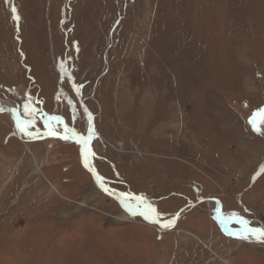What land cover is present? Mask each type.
Returning a JSON list of instances; mask_svg holds the SVG:
<instances>
[{"label": "rangeland", "instance_id": "obj_1", "mask_svg": "<svg viewBox=\"0 0 264 264\" xmlns=\"http://www.w3.org/2000/svg\"><path fill=\"white\" fill-rule=\"evenodd\" d=\"M0 101V264H264V0H0Z\"/></svg>", "mask_w": 264, "mask_h": 264}, {"label": "snow or ice", "instance_id": "obj_2", "mask_svg": "<svg viewBox=\"0 0 264 264\" xmlns=\"http://www.w3.org/2000/svg\"><path fill=\"white\" fill-rule=\"evenodd\" d=\"M13 12H15V9H13ZM16 19L18 20L19 17L17 16ZM3 111L11 112L12 115L14 116V118H15L16 127L21 132H23L24 134L28 135L29 137H32V135H33L32 132L28 131V125L30 123H32L31 120H28V121L22 120L15 108L6 109L4 107H0V112H3ZM24 112L28 113L29 115H32V112L30 111V105L27 104V103L24 105ZM258 117L260 118L259 122L260 123H264V108H261L256 113H254L253 116L249 120V123L252 125L253 130L257 131V132L260 131V129L257 127V124H258L257 118ZM55 119L58 120L59 118L57 117ZM50 134H54V133H52L50 131ZM93 134H94L93 130L90 128L89 129V136L87 137V139H83V144L85 146L88 145V142L91 140ZM61 138H66V137H61ZM261 171H264V168H262ZM128 210L132 211V207L128 206ZM133 214H135V212H133ZM141 214H143V213H141ZM170 223L171 222H169V224ZM244 223L247 224L246 221ZM169 224H165L164 227H168ZM245 232H246V235L243 238H245V239L252 238V239H256L258 242H264V228H261V227H246Z\"/></svg>", "mask_w": 264, "mask_h": 264}, {"label": "crops", "instance_id": "obj_3", "mask_svg": "<svg viewBox=\"0 0 264 264\" xmlns=\"http://www.w3.org/2000/svg\"><path fill=\"white\" fill-rule=\"evenodd\" d=\"M18 110V109H17ZM37 112V111H36ZM4 111L3 112H0V115H4ZM18 113H19V110H18ZM19 116H20V118L22 119V120H25V121H28V119H30L31 121H32V128H34L33 126H37L38 125V123H42V124H46L47 125V122L48 121H51V117H50V115H49V113L48 112H45V116H46V118L45 119H43V120H36V114H35V112H34V110L32 111V116L31 115H29L28 113L27 114H23V116H22V114L20 115L19 114ZM1 118V117H0ZM5 118V117H4ZM8 123H6L5 124V126L7 125ZM0 128H2V127H0ZM49 130H50V128H48ZM4 130V129H3ZM28 131H30L29 129H28ZM33 133V135H32V137L33 136H35V137H33L32 138V140H34L38 135H39V132L38 131H36V132H32ZM42 133V132H41ZM22 134H24L23 132H22ZM58 134V133H57ZM62 135V134H61ZM21 136V134H18L17 132H15L14 130H12V131H8V132H5L4 133V135H3V137L2 136H0V143L2 144V145H6V146H8V147H10V150H7V148H6V150H3V151H0V180L1 179H3L4 177H6V174L4 173V172H2V170H5L6 171V167L8 166L7 165V163L10 161L11 163L12 162H15V161H20V159H19V157L21 156L20 154H19V150L16 148H14V146L13 145H11L12 143H15L16 142V139L18 140L19 138H21L20 137ZM40 136V135H39ZM63 136V135H62ZM68 137V136H67ZM30 139H31V137H30ZM32 142H35V141H32ZM6 163V165L4 166L3 164H1V163ZM8 170V169H7ZM13 172V171H12ZM14 175H15V172H14ZM180 237L181 238H185V239H188L189 237H187V236H184V235H180ZM196 237H198L197 235H196ZM210 238V241L211 242H214L213 240H212V238L211 237H209ZM200 241L202 242V239H200ZM206 246L207 247H210L208 244H206ZM204 251V253L206 252L207 253V251L204 249L203 250ZM221 260H223L222 258H220ZM227 258L225 257L224 258V260H226ZM223 260V261H224ZM224 262H227V260L226 261H224ZM218 264V263H217Z\"/></svg>", "mask_w": 264, "mask_h": 264}, {"label": "water", "instance_id": "obj_4", "mask_svg": "<svg viewBox=\"0 0 264 264\" xmlns=\"http://www.w3.org/2000/svg\"><path fill=\"white\" fill-rule=\"evenodd\" d=\"M18 112V111H17ZM19 114V113H18ZM67 137V136H66ZM75 141V140H73ZM90 146L91 144L89 143L88 144V148H87V151L85 152V155H84V164L86 166V168L88 169V171H90L92 173V175L95 177V179H97V181L99 182L100 186L103 188L104 192L108 195H110L111 197H114L115 199H117L118 201H122V199H119L117 198L115 195H113L112 193H110L107 189H105L102 185V182L101 180L99 179V177L97 176V174L90 168L89 166V160H88V150L90 149ZM208 200H212V199H204V200H201L200 202L198 203H201V202H204V201H208ZM214 201H216L217 203H219V205L221 206V203L218 199H213ZM198 203L194 204V205H198ZM184 209H182L180 212H178L176 214V217H175V220L179 217V215L182 213ZM221 212V211H220ZM220 216H221V213H220ZM162 225H165V224H169V223H161ZM221 225L226 229L225 225L223 224V221L221 220ZM172 226V223L169 224L168 227H171ZM227 231H230L229 229H227ZM236 237H239V236H236ZM239 239H242L239 237Z\"/></svg>", "mask_w": 264, "mask_h": 264}, {"label": "flooded vegetation", "instance_id": "obj_5", "mask_svg": "<svg viewBox=\"0 0 264 264\" xmlns=\"http://www.w3.org/2000/svg\"><path fill=\"white\" fill-rule=\"evenodd\" d=\"M63 137H66L65 135H63ZM66 138H68V137H66ZM66 138H64V139H66ZM216 199V198H215ZM144 201H146V199H144ZM220 201V200H219ZM147 203H148V201H146ZM215 203H217L216 201H215ZM221 203V202H220ZM219 204V203H218ZM192 205H194L193 203H191L190 204V207L192 206ZM219 210L217 211V216H218V218H219V222H220V224H221V220L223 221V219H222V217L220 216V213H222L223 212V208H222V204H221V206L219 205ZM182 209H184L182 212H184L186 209H187V207H185V208H182ZM181 209V210H182ZM180 210V211H181ZM179 211V212H180ZM221 211V212H220ZM181 215V214H180ZM179 215V216H180ZM176 216V215H175ZM223 224H224V221H223ZM229 233H231L230 235H232V236H234L235 238H237L238 239V237H236V236H238V235H236L235 233H233V232H231V231H229ZM240 237V236H239Z\"/></svg>", "mask_w": 264, "mask_h": 264}, {"label": "bare ground", "instance_id": "obj_6", "mask_svg": "<svg viewBox=\"0 0 264 264\" xmlns=\"http://www.w3.org/2000/svg\"><path fill=\"white\" fill-rule=\"evenodd\" d=\"M0 103H1V101H0ZM3 104V103H2ZM5 105V104H4ZM4 108H6V109H12V108H10V107H6V106H3ZM8 113L7 114H9V116L10 117H12L13 119H14V116H12V113L11 112H9V111H7ZM7 114H4V115H7ZM32 130V129H31ZM19 140V139H18ZM187 211V210H186ZM181 217H182V215L180 216V218L178 219L179 220V223H178V225L180 224V221H181ZM134 220V219H133ZM176 221H177V219L175 220V218H174V220L171 222L172 223V226L174 225V224H176ZM246 239H244V240H242V241H245ZM241 241V240H240ZM246 242V241H245ZM241 244H243V243H240V245ZM260 248V247H259Z\"/></svg>", "mask_w": 264, "mask_h": 264}, {"label": "built area", "instance_id": "obj_7", "mask_svg": "<svg viewBox=\"0 0 264 264\" xmlns=\"http://www.w3.org/2000/svg\"><path fill=\"white\" fill-rule=\"evenodd\" d=\"M7 113V112H6Z\"/></svg>", "mask_w": 264, "mask_h": 264}]
</instances>
